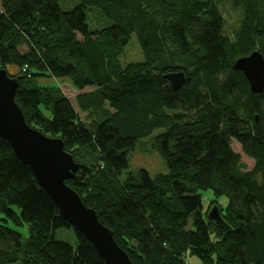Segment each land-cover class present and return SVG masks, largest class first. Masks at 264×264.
I'll return each instance as SVG.
<instances>
[{
    "label": "trees",
    "instance_id": "trees-1",
    "mask_svg": "<svg viewBox=\"0 0 264 264\" xmlns=\"http://www.w3.org/2000/svg\"><path fill=\"white\" fill-rule=\"evenodd\" d=\"M218 1L0 0V67L23 75L14 76L17 104L74 157L81 148L98 155L67 185L134 264H184L188 253L202 264H264V92L253 94L233 70L256 46L264 56V0H229L242 16L234 40L223 34ZM133 35L147 60L123 67ZM180 71L187 80L176 92L164 75ZM45 77L63 80L74 101L33 84ZM157 130L152 149L168 173L153 179L141 169L122 183L129 156ZM207 190L228 198L224 214L212 207L221 225L212 209L205 217L199 191ZM59 230H73L76 246L57 240ZM0 264H105L1 138Z\"/></svg>",
    "mask_w": 264,
    "mask_h": 264
},
{
    "label": "water",
    "instance_id": "water-1",
    "mask_svg": "<svg viewBox=\"0 0 264 264\" xmlns=\"http://www.w3.org/2000/svg\"><path fill=\"white\" fill-rule=\"evenodd\" d=\"M233 70L244 74L253 94L264 92V56L260 50L238 58ZM164 78L176 92L187 80L183 71L170 72ZM19 87V80L0 67V138L11 145L17 159L30 167L39 186L56 203L61 217L95 246L105 264H134L116 242L114 231L102 224L97 212L67 185L68 180L76 178L80 164L65 150L61 138L47 136L27 122L16 102ZM209 219L223 224L217 206L210 211Z\"/></svg>",
    "mask_w": 264,
    "mask_h": 264
},
{
    "label": "rangeland",
    "instance_id": "rangeland-1",
    "mask_svg": "<svg viewBox=\"0 0 264 264\" xmlns=\"http://www.w3.org/2000/svg\"><path fill=\"white\" fill-rule=\"evenodd\" d=\"M219 8L224 16V26H223V34L227 36L230 40H234L235 33L240 30L242 16L240 12H237L233 9L229 0H221L218 1ZM253 50H259V47H254ZM147 60V55L142 50L136 35H133L130 43L125 47L124 53L120 56V62L123 67L131 63L137 62H145ZM10 74L12 73L13 76H23L18 70L9 68ZM20 73V74H19ZM20 82V81H19ZM63 80H56L51 79L49 77H45V80L34 82L38 88L41 89H48V88H58L60 91L61 89L66 93V95L74 101L75 92L70 91L68 92L69 88H62ZM21 83V82H20ZM21 85V84H20ZM21 88V87H19ZM48 115V114H47ZM84 118L85 116L81 114ZM186 122L190 119V115H186ZM84 120V119H83ZM90 122V120H89ZM91 124V122L89 123ZM164 133V130H157L155 133L148 138L140 140L135 151L131 153L129 156V168L123 172L120 177V181L123 183L126 180L127 175L130 172H138L141 169L146 170L149 175L155 179L159 174H166L168 173V166L163 158V156L154 151L152 148L151 143L157 137ZM231 148L241 156L242 163L246 165L248 170L253 169L254 161L250 159L243 151L242 145L237 140H231ZM98 155L94 154L88 148H81L75 154V161L80 164L81 166H86L91 168L94 166V163ZM79 174V171H78ZM199 195L202 197L204 214L207 219L208 214L207 212L212 209L214 205H218L222 210L223 214L225 213L226 206L228 205V198L226 196L216 197L212 190L207 191H199ZM222 216V215H221ZM19 232L24 234L25 236L29 235L28 226H24L19 228ZM215 233H218L216 230H212ZM57 240L66 242L67 244L75 247L77 244V239L73 230H59L56 234ZM184 264H202L199 257L192 255L191 253L186 254L184 257Z\"/></svg>",
    "mask_w": 264,
    "mask_h": 264
}]
</instances>
